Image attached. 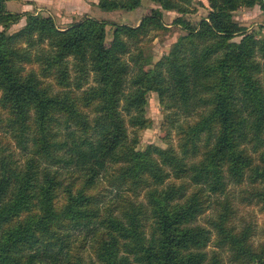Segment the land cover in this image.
<instances>
[{
	"label": "trees",
	"instance_id": "16d2710c",
	"mask_svg": "<svg viewBox=\"0 0 264 264\" xmlns=\"http://www.w3.org/2000/svg\"><path fill=\"white\" fill-rule=\"evenodd\" d=\"M8 1L0 0V135H11L24 157L0 138V264H95L74 249L80 237L94 241L99 264H226L207 251L211 242L233 262L264 264L251 228L231 222L228 199L212 228L198 223L231 183L248 181L249 195L264 204V36L234 20L244 6L264 12V0H208L197 26L185 18L196 0H153L159 7L138 25L111 23L110 42L104 20L87 15L61 28L51 15L10 11ZM141 1L99 6L134 10ZM165 10L180 14L173 23L186 34L155 61L140 43L165 28ZM47 79L84 90L56 91ZM151 92L166 129L180 135L179 151L141 149L129 138L124 114L131 126L150 127ZM114 166L118 193L144 190L145 200L102 214L88 190ZM63 170L83 183L68 184L60 205Z\"/></svg>",
	"mask_w": 264,
	"mask_h": 264
},
{
	"label": "rangeland",
	"instance_id": "374dc122",
	"mask_svg": "<svg viewBox=\"0 0 264 264\" xmlns=\"http://www.w3.org/2000/svg\"><path fill=\"white\" fill-rule=\"evenodd\" d=\"M7 2V8L13 12H25L31 11L41 13L43 15H51L55 18L57 24L61 28H65L70 24L82 20L85 16H91L98 20H104L107 24V41L110 42L113 37V22L126 23L132 26H136L140 23L141 19L148 14L152 13L154 8L159 7L153 0H142L141 5L134 10L126 9H105L99 6V0H10ZM197 3L192 5L194 11L187 13L185 18L191 22L193 26H197L198 23L208 16L210 11L208 0H196ZM163 16L165 28L160 30H153L143 37L140 45L144 47L147 52L153 54L154 60H159L164 54H167L172 45L178 40V38L186 34V30L178 24H174L173 21L180 14L176 11L165 10ZM234 20L241 26H246L250 31H256L259 36H264V12L260 5L253 7H241L234 13ZM25 24V18L19 23L10 27L8 32H14L21 28ZM3 30V26L0 25V31ZM260 32V33H259ZM241 37H237L236 40H240ZM153 66H149L148 70L151 72ZM46 81L52 82L56 91H71L73 96H80L84 89H76L75 85L69 88H62L57 86L52 79ZM1 98V92H0ZM0 111H2L0 105ZM5 114V113H4ZM125 115L127 121L128 134L131 139H138V148L145 149L149 144L159 145L161 147H168L172 145L177 151L181 146L180 135L176 130L168 131L164 125L165 112L162 108L157 93L151 92L149 95V104L147 106V117L151 120V125L148 128L137 129L131 126L128 122L129 117ZM3 133V131H0ZM4 134V133H3ZM3 136L0 135V138ZM4 142L10 149L15 151L16 158L21 157L23 159L24 152L16 144L15 139L11 135H5ZM249 153L255 158V162H258V153L253 151L252 145H249ZM118 168V167H117ZM117 168L112 167L108 173L90 190L88 194L96 195L98 200L102 201V204H98L101 208V213L105 212L108 208H111L115 215H119L124 207H126L131 200H145V191L135 193L129 189H122L120 193L112 186V177L116 173ZM61 180L63 186L59 192V204L62 205L67 198L65 191L66 186L72 183L74 188L77 189L83 183V178L72 174L68 171H61ZM255 187L250 186L248 181L242 184H229L227 189L228 194L213 195L211 197V207L199 217L198 223L211 227L210 219L218 216L221 210V204L219 202H225L227 199L230 201L234 212L232 213L231 222L237 229H244L246 227L251 228V242L258 250L264 248V204L259 202L255 197L249 195V191ZM73 233V237L78 236V231ZM213 240L216 233L213 230ZM93 240H82V237L74 244V249L82 254V257L87 263L99 264L97 261ZM207 251L212 255L218 253L226 264H238L231 261L230 253L227 250L220 249L214 243H210L207 247Z\"/></svg>",
	"mask_w": 264,
	"mask_h": 264
},
{
	"label": "crops",
	"instance_id": "0c3cea01",
	"mask_svg": "<svg viewBox=\"0 0 264 264\" xmlns=\"http://www.w3.org/2000/svg\"><path fill=\"white\" fill-rule=\"evenodd\" d=\"M11 1H8V3H10ZM25 23H26V20H25Z\"/></svg>",
	"mask_w": 264,
	"mask_h": 264
}]
</instances>
